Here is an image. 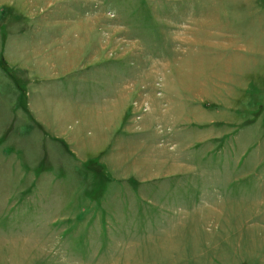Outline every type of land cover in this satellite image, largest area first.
I'll return each mask as SVG.
<instances>
[{"label":"rangeland","instance_id":"374dc122","mask_svg":"<svg viewBox=\"0 0 264 264\" xmlns=\"http://www.w3.org/2000/svg\"><path fill=\"white\" fill-rule=\"evenodd\" d=\"M1 59L0 264H264V0H0Z\"/></svg>","mask_w":264,"mask_h":264},{"label":"crops","instance_id":"0c3cea01","mask_svg":"<svg viewBox=\"0 0 264 264\" xmlns=\"http://www.w3.org/2000/svg\"><path fill=\"white\" fill-rule=\"evenodd\" d=\"M45 48H48V49L50 50L51 48H54V49H55L56 47H54L53 45H51V46H48V47H45ZM43 49H44V48H43ZM43 49H42V50H43ZM37 50H38V49H37ZM54 54H55V52L52 53V55H51V59H53V60H55V61L60 60V57H59V56H56V57H55ZM36 56H38V54H37ZM44 57H45V56H44ZM54 85H55V84H54ZM54 87H55V86H54ZM53 90H54L53 93H55L56 87L53 88ZM69 108H70V106H69ZM59 110H60V109L57 110V113H58ZM33 114H34V113H33ZM65 115H66V114H65ZM65 115H64V116H65ZM34 116H35L34 118H35L37 121L40 120V123L42 122L41 120H42L43 116L41 115V113H40V117H39V115H35V114H34Z\"/></svg>","mask_w":264,"mask_h":264},{"label":"trees","instance_id":"16d2710c","mask_svg":"<svg viewBox=\"0 0 264 264\" xmlns=\"http://www.w3.org/2000/svg\"><path fill=\"white\" fill-rule=\"evenodd\" d=\"M0 66L4 67V63H3L2 59L0 60Z\"/></svg>","mask_w":264,"mask_h":264}]
</instances>
